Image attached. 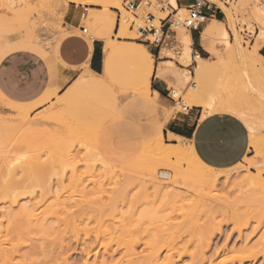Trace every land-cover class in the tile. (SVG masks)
Wrapping results in <instances>:
<instances>
[{
	"label": "rangeland",
	"instance_id": "obj_1",
	"mask_svg": "<svg viewBox=\"0 0 264 264\" xmlns=\"http://www.w3.org/2000/svg\"><path fill=\"white\" fill-rule=\"evenodd\" d=\"M149 1L129 10L124 0H0V59L30 48L54 67L72 29L102 39L103 60L111 47L104 77V66L99 76L82 72L29 105L0 100V264H128L126 241L138 252L155 247L156 264H264V0H205L214 16L197 29L185 26L188 12L172 0L163 9ZM147 13L165 34L158 46L140 37ZM117 18L129 23L113 36ZM212 21L203 47L200 35ZM196 55L205 59L203 71ZM157 67L169 88L158 98L150 89ZM187 97L206 105L183 108ZM197 111L201 118L227 113L245 125L249 148L238 164L210 167L192 146L191 158L187 150L178 154L189 142L165 132L192 123ZM119 123L122 163L99 150L104 131L117 137ZM191 160L201 165L188 171ZM201 172L211 183L198 179Z\"/></svg>",
	"mask_w": 264,
	"mask_h": 264
},
{
	"label": "crops",
	"instance_id": "obj_2",
	"mask_svg": "<svg viewBox=\"0 0 264 264\" xmlns=\"http://www.w3.org/2000/svg\"><path fill=\"white\" fill-rule=\"evenodd\" d=\"M193 1L175 0L176 8L186 9ZM209 4L210 8L204 9V13L214 16L210 12L213 5ZM260 49L264 50V40ZM105 58L106 54L103 60L102 39L91 42L74 29L62 40L54 67L40 52L23 47L12 49L0 59V100L24 105L35 103L54 84L60 89L70 87L82 73L81 68L92 76L100 74ZM159 70L161 68L157 67L152 79L154 85L150 89L153 95L156 93L160 97L169 88L164 80L167 76L164 77ZM197 113L192 123L185 122L180 127L170 125L165 135L174 134L188 141L199 159L210 167L223 169L238 164L249 148L248 132L241 120L227 113H215L203 118ZM110 131L109 128L104 131V138L99 143L100 153L107 161L122 163L126 160V143L121 124H118L117 137L113 132L109 136Z\"/></svg>",
	"mask_w": 264,
	"mask_h": 264
},
{
	"label": "bare ground",
	"instance_id": "obj_3",
	"mask_svg": "<svg viewBox=\"0 0 264 264\" xmlns=\"http://www.w3.org/2000/svg\"><path fill=\"white\" fill-rule=\"evenodd\" d=\"M96 4H102L101 2H103V0L101 1V0H93ZM171 1V0H170ZM90 3H92V0H90ZM172 3L176 6V2H175V0H172ZM104 4V3H103ZM177 7V6H176ZM179 10H181V11H183L184 10V8H179ZM264 11V10H263ZM128 23H129V20H124V19H120V21H119V28H121V27H124V26H126V25H128ZM213 23H216V21H212V23L210 22V23H208L207 25H206V27L203 29V31H202V33H201V35H200V44L201 45H203L204 47H206L207 46V44H208V41H209V37H211L212 36V34H213V32L214 31H212L213 30V28H212V24ZM262 24H263V27H264V13H263V22H262ZM121 30V29H120ZM263 32V31H262ZM261 32V33H262ZM121 33V32H120ZM119 33V34H120ZM259 35V34H258ZM259 40H261V39H263V35H259V38H258ZM225 41V40H224ZM257 41V40H256ZM258 42V41H257ZM14 44V41L12 42V43H10L9 44V46L10 45H13ZM257 44V43H256ZM110 50H111V47L109 46V44H106V47H105V54H106V58H105V65H104V70H103V72H104V74H103V77H104V75H108V73H109V70H107V69H105V66H106V62H107V59H109L110 58ZM196 57L199 59V64L198 65H196V67H197V70L198 71H203L204 69H205V64H204V62H205V59L204 58H202V57H200L199 55H196ZM207 65V64H206ZM87 72V70L86 69H84V71H82V72ZM159 71H161V70H159ZM199 73V72H198ZM96 75H100V74H94V76H96ZM147 85V84H146ZM148 86V85H147ZM146 89V88H145ZM147 91V90H146ZM172 93H173V95L174 96H178L179 95V90L178 89H175V86H174V89H173V91H172ZM154 95H155V97H159L156 93H154ZM192 99V98H191ZM200 99V98H199ZM195 100V99H194ZM209 104H211L210 102H208ZM223 103V102H222ZM180 104H182V106H183V108H187V106L188 105H194V104H196V105H200V106H205L206 105V103L204 104V102H202L201 100L199 101L198 99H197V101H193V99L192 100H190V99H188V97L186 98V99H184ZM223 105V104H222ZM224 105H226V103L224 104ZM223 105V106H224ZM230 105V104H229ZM209 105H207L206 107H208ZM231 106V105H230ZM234 108V107H233ZM206 110H208V109H206ZM230 111V110H229ZM235 111V110H234ZM209 112V111H208ZM234 113V112H233ZM86 119V118H85ZM87 120V119H86ZM248 122V121H247ZM169 137L171 138V139H175V140H181L182 138L181 137H179V136H177V135H174V134H169ZM158 142V141H157ZM160 144V145H159ZM155 146V145H154ZM154 146H152V147H154ZM162 147V142H161V139H159V142H158V147ZM173 146V145H172ZM188 146V147H187ZM187 146H185V147H178V150H179V152H178V154L179 155H181L180 154V151H184V153H182V155L183 154H187V152L189 151H191V145L189 146V145H187ZM163 147H164V145H163ZM167 147L168 146H166V148L165 149H167ZM170 147V146H169ZM172 148V147H171ZM153 149V152L155 151L154 149L155 148H152ZM162 149H164V148H162ZM173 149L175 150V147H173ZM172 149V150H173ZM158 150V149H157ZM168 150H171L170 148H168ZM167 150V151H168ZM171 150V151H172ZM173 150V151H174ZM187 150V152H185ZM164 151V150H163ZM162 151V152H163ZM171 151H169L170 153H172ZM176 151H177V149H176ZM151 152H152V150H151ZM152 152V153H153ZM156 152V151H155ZM158 152V151H157ZM162 152H159V154L160 153H162ZM188 152V153H189ZM192 152V151H191ZM190 152V154L189 155H186V156H191V153ZM158 154V155H159ZM168 154V153H167ZM174 154H176V152L174 153ZM196 154V153H195ZM163 155H165V154H163ZM181 155V156H182ZM194 155V154H193ZM144 156V155H143ZM148 156V155H147ZM166 156V155H165ZM145 157H146V155H145ZM183 157H185V155L183 156ZM149 158H150V156H149ZM181 158V157H180ZM189 158H191V157H189ZM189 158H187L188 160H189ZM199 158V157H198ZM140 159V158H139ZM183 159V161L186 159V158H182ZM181 159V160H182ZM186 159V160H187ZM194 159H197V158H194ZM199 160V159H198ZM138 161V160H137ZM140 161V160H139ZM186 164H188L189 162L188 161H184ZM199 162H200V160H199ZM193 162H192V160H191V164H192ZM201 163V162H200ZM200 163H197L196 161L192 164V165H189L190 167H191V169H190V167H188V171L190 170V171H193L192 170V166H194V168L196 167L195 165L196 164H200ZM201 165V164H200ZM202 165H203V163H202ZM186 166H188V165H186ZM197 167H198V165H197ZM200 167V166H199ZM193 168V169H194ZM201 168V167H200ZM203 169H206L207 170V166L204 168V167H202ZM198 170V169H197ZM196 169L194 170V171H197ZM209 170V169H208ZM210 170H212V169H210ZM201 171V170H200ZM205 171V170H204ZM203 171V172H204ZM199 172V171H198ZM203 172H201V173H199V175H198V179L200 178V177H202V178H204L205 180H206V182L208 181V178H209V176H206L205 174H206V172H205V177H204V175L202 176V174H203ZM210 173L212 172V171H209ZM190 173V172H189ZM191 174V173H190ZM189 174V175H190ZM196 174H197V172H195V173H193L191 176H192V179L194 178L193 177V175L194 176H196ZM201 174V175H200ZM214 174V175H213ZM213 174H212V177L213 176H215V174L216 173H214L213 172ZM175 176V175H174ZM173 176V177H174ZM200 176V177H199ZM227 176V175H226ZM245 176V175H244ZM247 176H249V175H246V177ZM188 177V176H187ZM219 177V176H218ZM246 177H244V179L243 180H245V178ZM251 176H249L248 178H250ZM155 178V176H153L152 177V179H154ZM190 178V177H189ZM217 178V177H216ZM226 178V177H225ZM242 178V177H241ZM248 178H246V179H248ZM173 179V178H172ZM196 179H197V176H196ZM196 179H195V181H196ZM227 179V178H226ZM225 179V180H226ZM199 180H201V179H199ZM214 180V179H213ZM228 180V179H227ZM226 180V181H227ZM240 180V181H239ZM238 180V182H239V184H240V182H241V180L242 179H239ZM168 181V180H167ZM198 181V180H197ZM196 181V182H197ZM211 181V179H209V181L207 182V183H209ZM216 180H214V182H215ZM248 181V180H247ZM254 181H256V185H254V187H256V186H258L259 185V183H257V181H259V180H254ZM169 182L170 183H172V182H174V181H170L169 180ZM190 182L192 183L193 182V184H196L197 185V187L195 186V185H193V190L195 191V187L198 189V187H200V184H199V181L197 182V183H194V180L193 181H191L190 180ZM201 182V181H200ZM213 181H212V183H214ZM264 182V181H263ZM262 181H261V183H260V185H259V189H260V191H263V189H264V183H263ZM168 183V182H167ZM201 183H203V182H201ZM211 183V182H210ZM235 184H237V182L235 183ZM204 185V183L202 184V186ZM211 185H213V184H211ZM210 185V186H211ZM241 185V184H240ZM249 185H251V184H249ZM249 185H247L246 187H250L249 189L251 190V186H249ZM167 186V185H166ZM201 186V187H202ZM209 186V185H208ZM200 187V189H198V190H200L201 191V188ZM205 187V186H204ZM203 187V188H204ZM213 187H215V186H211V188H213ZM240 187H242V185L240 186ZM210 188V187H209ZM244 188H245V186H244ZM172 189V188H171ZM206 188H204V190H205ZM247 189V188H246ZM256 189H257V187H256ZM173 190V189H172ZM207 190V189H206ZM197 192V191H196ZM195 192V193H196ZM264 192V191H263ZM172 193H173V191H172ZM231 193H232V191H231ZM171 194V193H170ZM170 194H167V195H170ZM165 195V194H164ZM173 196V195H172ZM170 197V196H169ZM131 240V239H130ZM129 240V241H130ZM132 241V240H131ZM133 242V241H132ZM134 243H136V242H134ZM126 245H124V243H123V249H124V251H125V253L129 256L128 258H127V262H128V264H156V262H157V260H158V253H157V249L155 248V247H149V251H147L146 253H143V252H138L137 250H136V248H135V246L133 247V245L130 243V244H128L127 243V241H126V243H125ZM130 245H132V246H130ZM113 255V252H111V256ZM108 256H110V254H107V257ZM205 259V258H204ZM106 260V257H103V262H106L105 261ZM114 264H121V262H115Z\"/></svg>",
	"mask_w": 264,
	"mask_h": 264
},
{
	"label": "built area",
	"instance_id": "obj_4",
	"mask_svg": "<svg viewBox=\"0 0 264 264\" xmlns=\"http://www.w3.org/2000/svg\"><path fill=\"white\" fill-rule=\"evenodd\" d=\"M161 4V8H165V6L172 8L170 4L167 3L166 0H159ZM143 3L145 5H149V0H124V7L129 10H136L140 4ZM210 4L209 2L205 0H194L192 3L188 5L186 8L188 14L187 17L184 20V24L186 27H189L191 29H197L198 25L203 22V20L206 18V15L204 13V9H209ZM87 6L82 7V12L80 15L81 19H84L87 15L88 11ZM146 20L149 22L145 27H139V33L140 37L143 41L149 44H153L155 46H158L164 42L165 34L162 32V30L159 28H155L152 25V21L154 20V15L152 13L146 14ZM82 32H86V28H82Z\"/></svg>",
	"mask_w": 264,
	"mask_h": 264
},
{
	"label": "snow or ice",
	"instance_id": "obj_5",
	"mask_svg": "<svg viewBox=\"0 0 264 264\" xmlns=\"http://www.w3.org/2000/svg\"><path fill=\"white\" fill-rule=\"evenodd\" d=\"M91 6H92V5H89V7H91ZM98 6H99V5H97V7H98ZM118 30H119V18H117L116 28L114 29L112 35L115 36V35H116V32H117ZM80 71H84V69L81 68ZM77 74H79V73H77ZM249 154H251V153H249Z\"/></svg>",
	"mask_w": 264,
	"mask_h": 264
}]
</instances>
